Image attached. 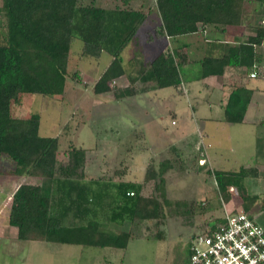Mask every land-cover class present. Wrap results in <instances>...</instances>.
<instances>
[{
	"label": "trees",
	"instance_id": "16d2710c",
	"mask_svg": "<svg viewBox=\"0 0 264 264\" xmlns=\"http://www.w3.org/2000/svg\"><path fill=\"white\" fill-rule=\"evenodd\" d=\"M116 1L118 5L113 8L97 4L96 0L88 3L86 0H2L0 4V156L14 164V176L43 180L38 185L18 186L10 197L8 224L17 229L20 241L126 250L131 233L114 234L102 229L96 220L99 207L102 214L107 213L106 220L116 224L162 220L165 216L164 206L169 202L164 175L173 166L170 160L157 165L149 162L142 183L116 184V196L103 205L104 194L80 182L84 178L83 148H71L68 162L62 164L58 138L39 135L38 114L25 119L11 115L12 104L23 94L42 97L63 94L74 40L81 41L84 57L98 60L102 53L110 56L109 64L93 86L94 94L115 90L110 83L125 77L121 54L136 38L149 14L143 8H133L134 0ZM246 4L255 5L256 12L262 13L254 33L245 42L229 47L220 57L206 56L199 60V79L222 76L227 69L238 71L239 76L243 69L249 70L261 62L264 55L257 54L255 48L264 46V0H155L160 24L149 33L148 41L168 37L174 46L164 48L143 71L144 76H149L146 82L152 83L149 89H180L181 72L189 59L187 46L176 44L177 40L206 27L224 32L241 25ZM116 92L126 96L136 94L132 87ZM251 96V90L235 84L224 106L223 121L241 124ZM207 173L213 175L226 202L230 199V187L244 191V180L258 176L253 167ZM149 182L152 193L143 196L144 183ZM130 192L132 196L128 195ZM244 209L246 212L247 208ZM64 220L68 225H64ZM209 224L201 225L199 231Z\"/></svg>",
	"mask_w": 264,
	"mask_h": 264
},
{
	"label": "rangeland",
	"instance_id": "374dc122",
	"mask_svg": "<svg viewBox=\"0 0 264 264\" xmlns=\"http://www.w3.org/2000/svg\"><path fill=\"white\" fill-rule=\"evenodd\" d=\"M89 1L86 0L87 3ZM96 2L107 8L118 5L116 0ZM131 4L135 9L149 11V14L134 41L121 54L125 77L110 83L115 90L103 95L94 94L93 86L109 64L110 56L102 53L98 60L84 57L81 41L74 40L70 47L63 94L56 97L23 94L17 103L12 104L11 115L25 119L31 114H38L39 135L58 138V156L62 164L68 162L70 145L76 148L87 146L94 141V136H98L101 142L112 139L116 148H84L89 151L87 155H90V161L80 182L89 184L97 191L103 190V185L109 186L104 189L103 205L116 196L112 185L117 181L124 179L142 183L149 162L157 165L163 160H170L173 166L164 175L166 199L169 202L164 206V218L112 224V233L123 230L132 235L124 251L125 256L111 248L20 241L10 233H0V264H189L190 237L198 233L204 223L214 222L224 208L235 211L245 210L246 207V212L264 229V167L257 169L256 178L244 180V191H228V202L219 193L213 175L207 173L214 170L238 171L240 167L255 168L253 165L260 159L256 156V150L264 148V123H259L256 129L249 127L252 112H249L245 124L226 123L220 120L223 114L218 106L215 109L217 121L196 120L194 123L182 85L178 90L170 87L151 91L152 83L146 82L149 76H144L143 71L163 45L170 47V44L173 48V43L166 39L148 41L149 33L152 34L159 26L155 0H134ZM254 6L246 4L244 7L245 24H253L252 33L260 23L262 14L256 12ZM182 42L192 43V39L184 37ZM192 49L191 46L190 60L207 55V52H194ZM260 51L264 52V47ZM198 68V65H191L182 69L181 79L186 80L194 75ZM260 81L263 79L258 77L259 84ZM131 87L136 94L126 96L116 92ZM190 92L193 94V89ZM171 93L174 98L169 96ZM206 99L215 103L220 98L216 94L212 97L203 94L199 104H204ZM188 100L191 98L188 97ZM175 108L176 113L172 111ZM187 124L190 128L186 126L184 132L180 133ZM114 127L118 134L110 130ZM135 128L137 131H147L149 141L146 146L151 142L154 148L138 146L141 133L134 136L132 131ZM207 158L209 164L202 165L200 159ZM13 170L14 164L5 156H0V229L3 231L13 228L8 227L7 222L13 191L22 184L38 185L43 181L40 178L14 176ZM152 189V182L144 183L141 193L148 196ZM106 214L97 215L96 220L105 225H102V229H107ZM64 225H68L65 220Z\"/></svg>",
	"mask_w": 264,
	"mask_h": 264
},
{
	"label": "crops",
	"instance_id": "0c3cea01",
	"mask_svg": "<svg viewBox=\"0 0 264 264\" xmlns=\"http://www.w3.org/2000/svg\"><path fill=\"white\" fill-rule=\"evenodd\" d=\"M245 23H246V19L244 17L241 25H239L237 27H229L224 32H220L218 29L213 28V27H206V28H203L202 30L199 29V31L195 34L180 37L177 40L176 44H180V45L185 44L187 46V54H188V59H189V63L185 67H183V70H185L184 68H188L191 65L192 66L198 65V61L201 60L202 58L206 57V56L220 57L228 51L229 47L236 46L239 43L245 42L246 39L253 34L252 32H250L253 24L252 23L251 24H249V23L245 24ZM159 24H160V18H159ZM248 29H249V31H247ZM197 35H199L200 37L198 38ZM184 37H189V38L191 37L192 43L191 42L190 43L189 42L188 43L182 42ZM164 39H166V38H164ZM163 42H164V40H163ZM191 46L193 47L192 50L194 52H198V50H201L202 52H207V55H201V57H197L196 59L190 60L189 56H190V52H191ZM166 47H167L166 45H163V48L161 51H163L164 48H166ZM263 47L264 46L256 47L255 52L257 54L263 56L264 52L261 53V51H260V50H262ZM170 48H171V45H170ZM135 52L138 55V50H136ZM237 72L238 71H235L234 69H227L222 76H208L206 78L199 79V68H198L194 75L190 76L186 80H182L181 85L185 91V95H183V96H185L187 98V102L190 105V116L193 119L194 123L199 121V120L200 121H212V120L217 121V119H218L217 114L218 113L215 112V109L217 110V108H216L217 106L219 107V110L223 114L222 119H220V120H223L224 119V106L226 105L227 100L229 98V95L231 94L232 90L234 89L235 84L238 86L243 85L246 89H249L252 91L251 100H250V103L247 107V111L245 113L243 122L241 124L247 123L246 119L249 115V112H252L251 113V120L248 122L249 127L256 129V127L258 126L259 123H264V83H263L264 82V57L261 60V62L256 64L251 69H249V70L243 69L241 71V73H239L241 75L237 76ZM252 72L256 73V76L254 78L249 77V74H251ZM258 77L263 79V81H260V84L257 82ZM191 89H193V91H194L193 94H191V92H190ZM148 92H151V91H148ZM154 92H156V91H154ZM203 94L208 95L209 97H212L216 94L220 99L218 100V102H215V103H214V101H209V99H206L204 104H199V100L202 98ZM169 96L174 98L173 93H171ZM188 97L191 98L193 103L190 102L191 100H188ZM172 111L174 113H176L177 109L176 108L172 109ZM172 122H174V121H172ZM172 122H171V124H172ZM197 125L198 124L196 123L195 124L196 128L198 127ZM186 126L189 127L188 124L185 125L184 127H182L180 133L184 132ZM126 127L129 128V126H127V125H126ZM136 129L137 128H135V130L132 131L134 136L137 133H141V135H139V136H141L140 137L141 139L139 141L138 146L140 148L152 147L151 142H150V145L146 146L148 144V141H149V139H148L149 135L147 134V131H145L144 129L137 131ZM110 130L112 132H117V134L119 133L115 127H114V129L110 128ZM106 131H108V130H106ZM192 138H193V136H192ZM142 139H143V141H142ZM70 147L76 148L73 145H70ZM77 148H83V149L84 148H116V145L112 139L111 140H107V139L104 140L103 139V141L101 142L100 138H98V136L97 137L94 136V141L91 144H88L87 146L81 145V146H78ZM152 148H154V147H152ZM87 153H89V151L86 150L85 151V162H84V168H83L84 171H86L85 167L87 166V163L90 161V158H89L90 155H87ZM256 156L260 157V159H258V162L255 163L253 166L256 169H259L260 167H264V148H261V150L260 149L258 150V148H257ZM205 158H206V155H205ZM201 162H203V163L205 162L206 164H209L208 158L207 159H201ZM240 168H242V167H240ZM128 172H129V167L127 168V173ZM120 182H123V183H128V182L139 183V182H134V181H130V180L124 181V179H121V180L117 181L116 184H118ZM89 183H91V182H89ZM116 184H113L112 186L115 187ZM107 187H109V186L103 185V187H102L103 190H101V193H103L104 195L106 194L104 189L105 188L107 189ZM9 207H10V202H9ZM101 209L102 208L99 207L96 210L97 211L96 213L97 214L102 213L103 210L101 211ZM8 211H9V208H8ZM228 211L229 212H235V211H239V210H235V211L228 210ZM70 218H71V221L73 222L74 215H71ZM7 222H8V215H7ZM100 223H101V226L103 225L105 227L103 222H100ZM112 224H114V223L106 221V228L107 229H105V230L108 232L113 231V229L110 227ZM107 225H109V226L107 227ZM8 227H10V226H8ZM0 233H2V234L10 233L12 237L17 238V229L15 227H13L12 230H10V231H3L1 228ZM114 234H117V233H114ZM114 250H116V249H114ZM119 251H121L122 255L125 256V254H124L125 250H119ZM108 264H112V262H109Z\"/></svg>",
	"mask_w": 264,
	"mask_h": 264
},
{
	"label": "built area",
	"instance_id": "2783aa9c",
	"mask_svg": "<svg viewBox=\"0 0 264 264\" xmlns=\"http://www.w3.org/2000/svg\"><path fill=\"white\" fill-rule=\"evenodd\" d=\"M190 241L189 264H264V229L243 210L224 208L216 222L192 235Z\"/></svg>",
	"mask_w": 264,
	"mask_h": 264
}]
</instances>
